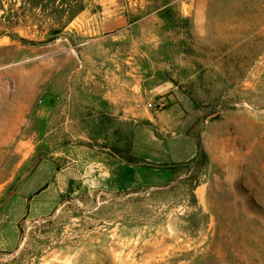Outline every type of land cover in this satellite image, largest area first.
<instances>
[{"label": "rangeland", "instance_id": "rangeland-1", "mask_svg": "<svg viewBox=\"0 0 264 264\" xmlns=\"http://www.w3.org/2000/svg\"><path fill=\"white\" fill-rule=\"evenodd\" d=\"M163 110L199 148L172 184L64 196L0 264H264V0H0V229Z\"/></svg>", "mask_w": 264, "mask_h": 264}, {"label": "crops", "instance_id": "crops-1", "mask_svg": "<svg viewBox=\"0 0 264 264\" xmlns=\"http://www.w3.org/2000/svg\"><path fill=\"white\" fill-rule=\"evenodd\" d=\"M133 132V155L141 164H129L112 155L90 151L73 165L60 168L33 197L16 195L9 221L0 229V249H13L25 218H41L56 210L62 197L89 191L125 192L172 184L179 168L196 159L198 145L187 135L171 130L177 118L166 121V110L146 115ZM175 122V123H174ZM174 123V124H173Z\"/></svg>", "mask_w": 264, "mask_h": 264}, {"label": "trees", "instance_id": "trees-1", "mask_svg": "<svg viewBox=\"0 0 264 264\" xmlns=\"http://www.w3.org/2000/svg\"><path fill=\"white\" fill-rule=\"evenodd\" d=\"M127 163H129V164H141V163H143V161L138 159L137 157L133 156V159L129 160Z\"/></svg>", "mask_w": 264, "mask_h": 264}, {"label": "built area", "instance_id": "built-area-1", "mask_svg": "<svg viewBox=\"0 0 264 264\" xmlns=\"http://www.w3.org/2000/svg\"><path fill=\"white\" fill-rule=\"evenodd\" d=\"M149 108H154V107H153V104H149Z\"/></svg>", "mask_w": 264, "mask_h": 264}]
</instances>
